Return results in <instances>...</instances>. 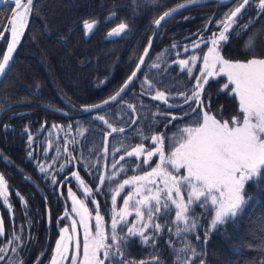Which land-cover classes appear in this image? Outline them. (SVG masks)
Listing matches in <instances>:
<instances>
[{
	"label": "trees",
	"instance_id": "trees-1",
	"mask_svg": "<svg viewBox=\"0 0 264 264\" xmlns=\"http://www.w3.org/2000/svg\"><path fill=\"white\" fill-rule=\"evenodd\" d=\"M181 1H33L26 30L0 81V175H3L7 185V205H11L9 208L4 198L0 197V220L4 229L3 235H0V249H4L0 251V256L4 259L0 260V264H49L60 229L70 228L73 219L77 222L80 219L71 212L69 187L92 212V231L95 230L96 207L92 201L99 203L105 231L110 235L113 207L119 211L123 207V198L133 191L134 186H125L117 196L115 206L111 201L114 190L124 180L141 176L157 164L155 156L145 164L144 155H125L141 143L149 150L155 147L150 139L139 137L138 130L149 138L164 134L167 155L172 150V138L178 129L195 126L204 111L221 122H230L233 116L240 115L238 99L231 92L232 86L223 88L228 82L224 74L208 78L209 82L201 94L203 107L190 102L191 108H196L198 114H191L183 97H170L168 102L169 105L182 107H169L151 99L157 89L191 95L196 83L192 77L200 75L203 68L201 57L210 47L208 42L207 47L201 44L199 48H193V42L202 38L207 41L213 33H218L221 28L216 22L223 20L224 14L241 2L204 0L179 10L160 26L154 23L162 12ZM257 1L252 0V6L230 30L228 41L220 46V54L225 59H252L245 42L254 33L257 34L254 40L256 58H264V14L258 15L259 10L255 8ZM11 7V4L0 7V32ZM110 16L111 20L108 19ZM84 20L100 21L89 38H85L81 28ZM209 20L212 22L208 23ZM250 20L253 23L242 31L241 26ZM122 22L129 26L126 35L106 38L107 32ZM7 35L6 32L0 42V59ZM173 44L176 45L174 48ZM185 47L188 48L186 52ZM145 48H149V54L144 57L142 71L138 72L122 97L100 109L82 113V105L106 100L119 89L136 69ZM192 56H196L197 60L190 64V77L173 61L187 60ZM154 63L160 67L151 68ZM145 76L152 81V89L146 85L142 87ZM127 104L134 105L135 112ZM46 106L65 110L71 115H61ZM185 113L190 114L185 116ZM97 116H104L113 127H123L125 132L109 136L110 129L94 119ZM171 117L178 119L171 120ZM133 120L135 124H132ZM54 124L59 127L53 128ZM84 129L86 131L81 136L80 131ZM29 135L33 137L31 142ZM121 156L125 159L121 160ZM113 164H116L115 168ZM41 165L45 172L39 170ZM61 165L64 166L63 171H60ZM165 167L174 172L171 165L165 164ZM121 168L124 170L121 171ZM72 172H78L85 185L93 189L95 194L91 198L83 196L79 182L70 175ZM113 173L116 175L113 176ZM179 174L183 175L184 169ZM100 176L105 177L103 185H100ZM65 177L69 178L66 182ZM108 177L113 178L109 180ZM53 178L56 183H53ZM254 183L246 185L244 194L246 198L252 196L255 199L249 201L235 222L212 230L209 228L212 212L209 208L198 207L195 209L197 227L183 237H177L174 234L177 226L172 223L175 207L171 206L170 212L165 214L162 209L160 218L155 220L162 225L159 233L151 226L145 230L150 237L155 235V249L151 243L145 245L139 237H133L123 249L124 259L140 261L159 256L162 264H173L174 250L190 245V249L195 250V256L190 249L180 253L190 264H264V183H261L260 192L256 191ZM98 186L100 191L96 193ZM149 187L161 185L157 183ZM184 194L187 199L186 191ZM129 211L132 214L127 217L128 224L117 225V232L121 235L136 222L135 212L131 207ZM66 212L68 216L64 218ZM77 226L83 229L79 223ZM140 226L137 224V227ZM179 227L184 228V224ZM169 228L172 232L168 231ZM105 264L116 262L105 260Z\"/></svg>",
	"mask_w": 264,
	"mask_h": 264
},
{
	"label": "snow or ice",
	"instance_id": "snow-or-ice-1",
	"mask_svg": "<svg viewBox=\"0 0 264 264\" xmlns=\"http://www.w3.org/2000/svg\"><path fill=\"white\" fill-rule=\"evenodd\" d=\"M15 5L11 9V17L8 19V30L11 33V41L8 43L7 52L3 54L0 60V75L6 73L9 68L12 53L19 43L20 37L28 23V17L32 11L33 0H12ZM198 0H186V3L178 4L176 7L164 12L158 19L154 21L157 26H160L162 21H166L180 9H187L189 5H196ZM252 6V0H241L232 9H229L224 14V19L217 21L221 30L218 33H213L208 40L200 39L199 42H193V48H199L201 44L207 47L210 42L211 47H208L206 53H203V68L200 69V75L192 77L196 83L191 89V95L186 92L181 93H166L157 89L155 94L151 96L152 100L159 101L169 107H182V105H169V98L174 96L183 97V102L188 105L191 114H198L196 108H191L190 102L196 103L203 107L201 94L204 91L205 85L208 84L209 77H216L224 74L227 76V83L223 85L224 89H228L231 85V92L238 98V110L240 115L233 116L230 122L225 120L221 122L214 115L204 111L202 118L196 121L195 126H186L178 129L177 133L172 138V150L166 155L164 150L165 135L155 134L149 137H144L142 131L138 130L137 135L142 139H150L155 147L151 150L146 149L141 143L134 147L132 151L125 153L127 157L145 156L143 163L147 164L153 156H159V163L145 172L141 176H132L124 180L114 190L111 197L113 206L116 205L117 196L124 190L126 185H133V191L129 192L123 198V207L116 211L113 207V215L111 217V234L105 231L104 217L99 211V203L92 201L95 207V224L94 231L90 221L93 219L92 212L86 207L84 200L77 198V195L68 188V196L72 201L71 212L80 217L77 222L75 219L71 221V232L68 226L60 229V237L56 241L54 253L50 258V264H63L67 261L68 264H105V260H115L116 264H162L159 256H152L150 259L140 261H129L124 259L123 249L127 246L129 239L139 237L142 244L151 246L155 249V235L150 237L146 234V229L150 226L159 233L162 230V225L155 223V220L160 218L162 209L167 214L172 210L171 206L175 207V218L172 221L177 227L175 235L183 237L197 227L195 217L196 208H209L212 212L209 221V228L217 230L225 227L229 222H235V219L244 212L245 206L255 199V197H245L246 185L252 182L257 192L261 190V183H264V58H256L254 52V40L257 34L254 33L245 42V48L248 54L253 58L247 61H231L225 59L220 54V46L229 39L230 30L243 13ZM258 9V15L264 14V0H259L255 5ZM115 14L113 13L112 16ZM112 16L108 19L111 20ZM185 19H188L185 17ZM212 21L209 20L208 23ZM98 20H84L81 28L85 36L90 35L97 25ZM253 22L250 20L248 24L241 26V30L247 29ZM129 29L128 24L120 23L107 32L106 38L122 37L126 35ZM199 34V33H198ZM4 37V32H0V38ZM151 41H149V47ZM176 45L173 44L174 48ZM185 52L188 48L185 47ZM149 54V48L144 49V56H141L140 62L136 65V70L131 73L124 84L115 94L108 99L103 100L100 104H94L85 107V112H91L93 109H100L104 105H109L112 102L118 101L122 94L126 92L129 85L137 77L138 72L142 71V65L145 63L144 57ZM197 60L196 56L189 59H181L173 61L178 64L182 72H186L192 76V67L190 64ZM217 66L219 70L216 71ZM151 68H159V64H152ZM147 86L148 89L154 87L151 80L145 76L142 82V87ZM127 107L135 112V106L127 104ZM159 107V105H157ZM190 113H185V116ZM103 124L110 129L108 133L111 136L113 133H124L125 128L113 127L104 116H97ZM178 117H171V120ZM171 120L169 123H171ZM135 120L132 124H135ZM7 127V126H5ZM53 128L59 127L52 125ZM86 129L80 131L83 136ZM33 137L29 135L31 142ZM123 146V145H122ZM106 151V149H105ZM115 151H119L116 149ZM31 157L32 153L29 152ZM121 160L125 157L121 156ZM118 163V162H117ZM165 164L171 165L173 171H169ZM113 168L116 164L112 165ZM139 167V166H137ZM185 169L186 174L180 175V170ZM45 172L43 165L39 169ZM64 170L61 165L60 171ZM124 169L121 168V171ZM71 177L79 182L83 189V196L88 199L95 193L93 189L85 185V181L81 179L78 172H72ZM116 174L113 173V176ZM113 177H108L111 180ZM69 178L65 177L66 182ZM157 179L163 184V187H149L156 185ZM100 185L105 183V177H99ZM53 183H56L53 178ZM100 191L98 186L96 193ZM185 191L187 199H185ZM7 185L3 175H0V197L4 198V203L7 205ZM145 192L147 194L145 195ZM163 194V203L162 195ZM19 195V194H17ZM139 197V199H137ZM23 200V197H21ZM9 208L11 205H7ZM135 212L136 222L132 223L127 228V232L121 235L117 232V225H127V217L132 213L129 208ZM66 212L65 217L67 218ZM77 223L83 228V245L81 258V242L79 238L74 236L77 233ZM183 223L184 228L179 225ZM140 224V227H137ZM172 232V229H168ZM3 221L0 220V235H3ZM199 237H197L198 239ZM16 239H19L18 237ZM111 242H108V241ZM171 247V243H170ZM103 249V259L101 258V250ZM190 249V245H185L184 248L175 249V260L173 264H190L180 255ZM71 250V255H69ZM192 255L195 256V250L190 249ZM4 251V249H0ZM15 251V249H13ZM43 255V253L41 254ZM4 259L0 256V260Z\"/></svg>",
	"mask_w": 264,
	"mask_h": 264
},
{
	"label": "water",
	"instance_id": "water-1",
	"mask_svg": "<svg viewBox=\"0 0 264 264\" xmlns=\"http://www.w3.org/2000/svg\"><path fill=\"white\" fill-rule=\"evenodd\" d=\"M34 1V0H33ZM204 0H198V3H201V2H203ZM227 1H231V0H227ZM181 3H186V0H183V1H181V2H179V3H177V4H175L174 6H171V7H169L168 9H166L164 12H166V11H168L169 9H171V8H174V7H176L178 4H181ZM197 3V4H198ZM6 4H11L12 5V7H11V9L13 8V7H15V5L12 3V0H0V7L1 6H3V5H6ZM190 6V5H189ZM181 10V9H180ZM164 12H162L158 17H157V19L161 16V15H163V13ZM11 17V10H10V12H9V14H8V17H7V20H6V22H5V24H4V27H3V29L1 30V32H4V35H5V33L7 32V42H6V46H5V49H4V51H3V54H5L6 52H7V46H8V43L11 41V33H10V31L8 30V19ZM29 17H30V15H29ZM29 17H28V22H29ZM163 22V21H162ZM27 25H28V23H27ZM27 25H26V27H27ZM26 27H25V29H24V31H23V34H24V32H25V30H26ZM23 34L21 35V37H20V40H19V43H20V41H21V39H22V36H23ZM92 34V33H91ZM90 34V35H91ZM90 35H88V36H85V38H89L90 37ZM1 40H2V38H0V42H1ZM19 43L16 45V47H15V49H14V51H13V53H12V57H11V59H10V63H9V66H10V64H11V62H12V60H13V57H14V54H15V52H16V50H17V48H18V45H19ZM3 54H2V56H3ZM0 60H2V57H1V59ZM136 70V69H135ZM134 70V71H135ZM7 72V71H6ZM6 74V73H5ZM5 74H3V75H0V81H1V79L3 78V76L5 75ZM124 84V83H123ZM122 84V85H123ZM121 85V86H122ZM120 86V87H121ZM119 87V88H120ZM119 90V89H118ZM117 90V91H118ZM115 94V93H114ZM103 100H101V101H98V102H94V103H89V104H84V105H82L81 106V112L82 113H89V112H85L83 109L85 108V107H88V106H91V105H94V104H100L101 102H102ZM47 107V106H46ZM47 108H49L50 110H52V111H54V112H56V113H59V114H61V115H64V116H68V115H71V113L70 112H67V111H65V110H62V109H59V108H56V107H47ZM93 110H95V109H93ZM92 110V111H93ZM46 222L48 223V212H46Z\"/></svg>",
	"mask_w": 264,
	"mask_h": 264
},
{
	"label": "rangeland",
	"instance_id": "rangeland-1",
	"mask_svg": "<svg viewBox=\"0 0 264 264\" xmlns=\"http://www.w3.org/2000/svg\"><path fill=\"white\" fill-rule=\"evenodd\" d=\"M259 3V0L257 1V3H256V5ZM116 27V26H115ZM208 46H210L211 47V44H209ZM207 52V50L205 51V53ZM239 61V60H238ZM219 70V66H217V69H216V71H218ZM226 76V75H225ZM227 77V76H226ZM238 99V98H237ZM238 103H239V101H238ZM230 126H231V121H230ZM155 160H157V163H159V156H155ZM154 167V166H153ZM184 174H186V170L184 169ZM183 174V175H184ZM157 183L158 184H160L161 185V187H163V184L157 179ZM70 229V232H71V228H69ZM83 233H84V230L83 229H81V228H78V226H77V233L75 234V236H74V239L75 238H79V240H80V242H81V245H83V243H82V238H83ZM59 237H60V234H59V236H58V238L57 239H59ZM57 241V240H56ZM55 245H56V242H55ZM54 249H55V246H54V248H53V251H52V254H51V257H52V255H53V253H54ZM72 253H71V250H70V253H69V255H71ZM50 257V258H51ZM50 258H49V264H50ZM81 258H82V248H81ZM63 264H68V262L67 261H65V262H63Z\"/></svg>",
	"mask_w": 264,
	"mask_h": 264
}]
</instances>
